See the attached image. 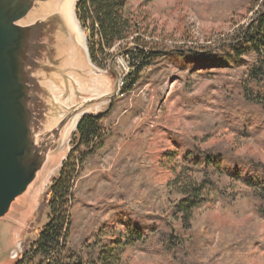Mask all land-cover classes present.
Here are the masks:
<instances>
[{"label": "rangeland", "instance_id": "rangeland-1", "mask_svg": "<svg viewBox=\"0 0 264 264\" xmlns=\"http://www.w3.org/2000/svg\"><path fill=\"white\" fill-rule=\"evenodd\" d=\"M261 11L264 0H130L124 14L143 21L149 35L141 37L158 57L148 59L124 94L115 85L128 76L132 61L117 54V45L97 54L95 66L74 39L70 66L49 67L64 107L94 99L88 114L103 115L95 150L78 145L76 131L64 147L66 159L72 152L79 160L68 204V245L84 255L105 249L111 264H177L182 256L197 264H264V220L244 186L221 177L223 189L188 219L174 213L179 197L168 188L188 145L264 163V125L234 96L258 55L244 46L240 66L226 64L233 55L226 44ZM74 13L89 52L98 38ZM60 168L23 222L20 214L27 208H18V201L12 206L7 219L15 217L19 230L14 239L9 232L5 236L2 252L9 240L12 253L3 264H16L46 225V193ZM135 232L142 239L130 243Z\"/></svg>", "mask_w": 264, "mask_h": 264}, {"label": "trees", "instance_id": "trees-1", "mask_svg": "<svg viewBox=\"0 0 264 264\" xmlns=\"http://www.w3.org/2000/svg\"><path fill=\"white\" fill-rule=\"evenodd\" d=\"M129 1L79 0L75 5L80 21L89 24L92 38H98L95 46H91L88 52L93 65H99L97 54L105 55L116 45L119 47L117 54L132 61L129 64L128 76L123 79L121 94L131 92L141 70L150 64L148 59L158 57L151 44L141 37L148 34L147 28L142 26L143 21L134 15L125 16V7ZM256 15V19L241 32L235 42L226 44L233 52V55L226 59V64L240 66L236 62L244 55V46H249V49L258 55V59L243 71L235 85L234 96L251 106L244 112L264 125V11ZM129 48L134 51L128 52ZM102 116L86 115L78 123V145L85 147L89 152L96 149L95 142L103 134ZM186 150L184 164L174 171V177L168 183V188L179 197L173 208L175 214L188 219L194 209L206 204L212 194H218L219 190L223 189L220 180L224 177L245 187L257 202L256 214L264 220V163L225 153L195 150L190 145ZM223 163L226 168H222ZM78 165L79 160H75L71 152L63 162L59 176L48 187L45 200L48 221L38 231L32 248L25 249L16 264H111L105 249L96 247L84 255L67 243L71 228L68 204ZM196 174L200 176L199 179L194 178ZM134 239L142 238L135 232L129 239L130 243ZM177 264L197 263L182 256Z\"/></svg>", "mask_w": 264, "mask_h": 264}, {"label": "water", "instance_id": "water-1", "mask_svg": "<svg viewBox=\"0 0 264 264\" xmlns=\"http://www.w3.org/2000/svg\"><path fill=\"white\" fill-rule=\"evenodd\" d=\"M52 1L0 0V264L12 253L9 240L6 253L2 252L12 206L18 201L20 208L19 201L28 194L48 156L64 147L74 118L81 114L76 131L80 120L89 115V105L96 103L86 99L66 108L59 101L49 67L70 66L76 38L58 14L33 18L38 6ZM83 50L92 65L86 46ZM49 124L52 127L46 130Z\"/></svg>", "mask_w": 264, "mask_h": 264}, {"label": "bare ground", "instance_id": "bare-ground-1", "mask_svg": "<svg viewBox=\"0 0 264 264\" xmlns=\"http://www.w3.org/2000/svg\"><path fill=\"white\" fill-rule=\"evenodd\" d=\"M79 0H54L51 3L47 5H40L38 6V9L36 13L34 14V17L37 16H46L48 14H58L64 23L65 27L67 30L72 33V35L75 36L77 42L79 45L84 48L85 43H84V37L82 33L80 32L78 25L76 23L75 19V5ZM119 90V89H118ZM55 101L57 100V97H54ZM88 114L89 111H86ZM81 117V114L77 115L72 123L70 124V127L68 129V132L66 136L64 137L65 140V145L67 142V138L69 134L74 131L75 125L78 122L79 118ZM52 127V124H49L46 126V130H49ZM64 145V147H65ZM64 147L59 149L58 151H55L54 153L52 152L44 164L42 170L37 174L36 180L31 184V186L28 189V194L22 198L20 202V208H27V211L23 212L20 214L19 221L23 222L26 216L28 215L29 211L32 209L33 205L36 202L37 195L39 192L41 193L44 188L48 185L50 178L54 174L56 170L60 167V163L64 162L66 160V149ZM30 209V210H29ZM29 210V211H28ZM18 221V220H17ZM22 224V223H21ZM7 229L10 234L16 237L18 235V222H15V217H11V219L7 223ZM10 239V238H9Z\"/></svg>", "mask_w": 264, "mask_h": 264}, {"label": "built area", "instance_id": "built-area-1", "mask_svg": "<svg viewBox=\"0 0 264 264\" xmlns=\"http://www.w3.org/2000/svg\"><path fill=\"white\" fill-rule=\"evenodd\" d=\"M123 86V78L120 79L119 85H118V89H121V87Z\"/></svg>", "mask_w": 264, "mask_h": 264}]
</instances>
